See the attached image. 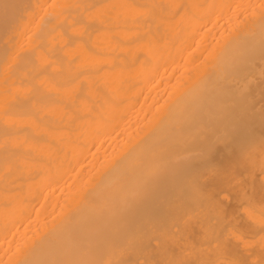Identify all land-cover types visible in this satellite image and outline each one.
<instances>
[{"label": "bare ground", "instance_id": "bare-ground-1", "mask_svg": "<svg viewBox=\"0 0 264 264\" xmlns=\"http://www.w3.org/2000/svg\"><path fill=\"white\" fill-rule=\"evenodd\" d=\"M0 264H264V0H0Z\"/></svg>", "mask_w": 264, "mask_h": 264}]
</instances>
